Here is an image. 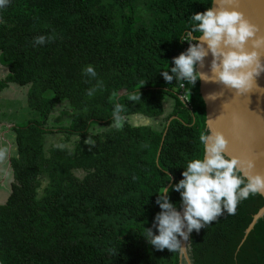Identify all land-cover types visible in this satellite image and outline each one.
Returning a JSON list of instances; mask_svg holds the SVG:
<instances>
[{
	"label": "trees",
	"instance_id": "16d2710c",
	"mask_svg": "<svg viewBox=\"0 0 264 264\" xmlns=\"http://www.w3.org/2000/svg\"><path fill=\"white\" fill-rule=\"evenodd\" d=\"M103 1L9 0L0 8V91L9 83L27 86L26 105L36 113L9 127L15 155L8 160L9 193L0 204V264L184 263L179 252L151 245L146 229L158 234L156 200L164 187L169 202L181 207L172 186L191 160L202 159L199 136L207 129L198 80L193 86L166 82L162 71L171 74L173 58L183 52V34H200L191 32V16L211 0ZM39 36L53 39L37 45ZM88 66L95 78L85 74ZM180 82L189 106L173 90ZM139 93L140 100H133ZM165 96L172 106L160 130L110 125L116 104L124 106L122 116L157 117ZM61 99L69 117L47 129ZM103 124L102 132L91 130ZM47 133L77 141L45 153ZM87 137L94 146L84 143ZM41 175L47 181L38 196ZM263 204L259 193L250 195L234 215L225 212L194 230L190 263L264 264V214L245 234Z\"/></svg>",
	"mask_w": 264,
	"mask_h": 264
},
{
	"label": "clouds",
	"instance_id": "9594fccd",
	"mask_svg": "<svg viewBox=\"0 0 264 264\" xmlns=\"http://www.w3.org/2000/svg\"><path fill=\"white\" fill-rule=\"evenodd\" d=\"M8 3L9 0H0V8ZM213 3L215 7L191 16L194 22L191 32L200 35L193 36L187 50L173 58L171 74L162 71L164 80L178 79L192 86L197 80L221 84L234 90L236 96L247 95L254 88L264 93L256 83V78L264 73V35L258 34V26L238 10L239 0H213ZM51 39L39 36L34 43L42 45ZM209 54L212 57L209 72L197 71V64L203 68ZM85 74L96 77L92 66L86 67ZM94 91L95 88L90 89L87 94L92 96ZM222 95V91L209 93L205 99L214 101ZM133 100H140V93ZM123 111V105H115L111 126L117 130H122L125 123ZM199 140L204 147L203 159L191 160L181 173L183 179L172 186L180 194L182 213L169 202L168 188L157 194L156 203L161 211L154 224L158 234L146 229L148 242L157 250L183 253L181 240L189 241L194 230L199 232L225 212L234 215L242 200L264 192V174L253 172L252 159L227 155L229 141L221 131L210 127L207 133L200 134ZM84 143L94 146L88 137ZM8 154L7 147L0 148V165L7 163Z\"/></svg>",
	"mask_w": 264,
	"mask_h": 264
},
{
	"label": "water",
	"instance_id": "95a60500",
	"mask_svg": "<svg viewBox=\"0 0 264 264\" xmlns=\"http://www.w3.org/2000/svg\"><path fill=\"white\" fill-rule=\"evenodd\" d=\"M215 6L211 0L210 7ZM238 10L243 12L251 23L258 26L260 30L258 34L264 35V0H239ZM211 59L209 54L204 60V67L201 68L197 64L196 70L209 72ZM256 83L259 88L264 89V73L256 78ZM253 90L247 95L236 96L234 90H229L221 84L198 80V94L204 106V124L207 132L210 127L221 131L229 141L227 155L252 159L255 162L253 172L264 174V93H260V89ZM221 91L223 95L216 100L205 99L207 94ZM203 156L204 147L202 159ZM259 194L264 199V192ZM177 211L182 213V206ZM263 214L264 204L252 216L245 234ZM186 245L189 249L188 241L181 240V246ZM182 257L191 264L185 251L179 253V260Z\"/></svg>",
	"mask_w": 264,
	"mask_h": 264
},
{
	"label": "rangeland",
	"instance_id": "374dc122",
	"mask_svg": "<svg viewBox=\"0 0 264 264\" xmlns=\"http://www.w3.org/2000/svg\"><path fill=\"white\" fill-rule=\"evenodd\" d=\"M100 3L104 4L103 0H100ZM26 90L27 86H19L16 84L8 85V88L6 91H8L5 94V98L3 101H7L8 99L10 104H2L3 101H1L0 97V118L4 121L3 123L5 126H0V129L3 130H9V127L11 124H18L21 123L29 118L35 117L36 113L32 111L28 106H26ZM50 95L51 93L48 92ZM163 107V113L160 116L157 117H145L140 114H130L125 117V122H127L130 125H149L155 130H160L163 124L165 123V116L166 114L171 110L172 106V98L169 96H165L162 103ZM70 108L67 104V101L65 99H61L59 102L55 103L53 110L50 112L49 117L47 119L46 128L47 129H53L55 126L61 125L66 123V120L69 117ZM112 125V123L110 124ZM6 127V128H5ZM107 125H94L91 129L93 132H102ZM11 131V129H10ZM8 131V137L7 138H0V141L4 142L3 147H7L9 149V155L14 156V144H13V134L12 132ZM5 139V141H4ZM163 140V135L160 139V144ZM77 141L76 136H70L68 140L64 138V135L60 133H47L44 135L43 138V150L46 153L49 147L54 146H66L69 148H72L74 143ZM1 147V148H3ZM9 160V158H8ZM2 177L0 178L3 180L4 178V184L2 185V188L4 190H9L10 182L12 181L11 178V172L9 169V166H7V163L2 166L1 169ZM74 174L81 177L83 175V172L80 170H74ZM40 186L38 187V193L37 195L40 196L43 191V187L46 184V177L45 175L40 176ZM4 197V194H2V198ZM5 200V199H4ZM3 203V202H2ZM185 253L187 256V259H189V249L187 245L185 246ZM181 260L184 262L183 264H188L187 261L182 257Z\"/></svg>",
	"mask_w": 264,
	"mask_h": 264
},
{
	"label": "crops",
	"instance_id": "0c3cea01",
	"mask_svg": "<svg viewBox=\"0 0 264 264\" xmlns=\"http://www.w3.org/2000/svg\"><path fill=\"white\" fill-rule=\"evenodd\" d=\"M11 84H13V83H9L8 85H11ZM16 85H17V84H16ZM7 88H8V86L5 87L3 90L0 91L1 101H3V99L5 98V94L8 92V91H6ZM9 100H10V99H8L7 101H3L2 104H5V105L10 104ZM26 106H27V105H26ZM3 122H4V121L2 120V118H0V126L2 125V126L4 127L5 124H4ZM5 128H6V127H5ZM8 131H10V129H9V130H7V128H6V130L0 129V138H4V137L7 138V137H8V133H7ZM10 132H12V131H10ZM12 134H13V144H14V133L12 132ZM4 141H5V139H4ZM3 146H4V142L0 141V148L3 147ZM14 151H15V145H14ZM14 155H15V154H14ZM9 157H10V155L8 154V158H9ZM2 166H3V165H0V178L2 177V174H1ZM7 166H9V162H8V160H7ZM9 169H10V168H9ZM10 176H11V175H10ZM5 179H6V178H4L3 180L0 179V204H2V202L5 201L4 199H6L8 193H9V190L6 191V190H4V188H2V185L4 184ZM2 194H4V197H3V198H2Z\"/></svg>",
	"mask_w": 264,
	"mask_h": 264
},
{
	"label": "built area",
	"instance_id": "2783aa9c",
	"mask_svg": "<svg viewBox=\"0 0 264 264\" xmlns=\"http://www.w3.org/2000/svg\"><path fill=\"white\" fill-rule=\"evenodd\" d=\"M192 37L193 36L190 33H186V34H183L181 36L180 39H181V42L183 44V52H185L187 50V48L189 47L188 41L192 42ZM184 40H187V41H184ZM173 90L176 92L177 96L179 97V99L181 101H183L187 106L190 105V100L188 97L189 95H188V92L186 90L184 82H180L177 85H175V87H173Z\"/></svg>",
	"mask_w": 264,
	"mask_h": 264
}]
</instances>
